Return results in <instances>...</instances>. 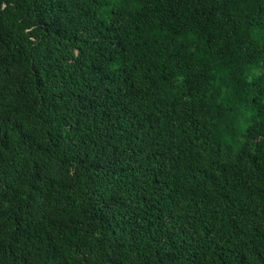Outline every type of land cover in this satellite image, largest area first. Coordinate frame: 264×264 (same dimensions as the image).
<instances>
[{
  "label": "trees",
  "instance_id": "16d2710c",
  "mask_svg": "<svg viewBox=\"0 0 264 264\" xmlns=\"http://www.w3.org/2000/svg\"><path fill=\"white\" fill-rule=\"evenodd\" d=\"M0 264H264V0H0Z\"/></svg>",
  "mask_w": 264,
  "mask_h": 264
}]
</instances>
